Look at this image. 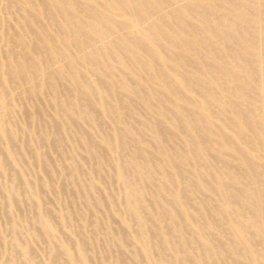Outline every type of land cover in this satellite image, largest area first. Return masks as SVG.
Segmentation results:
<instances>
[{
    "label": "rangeland",
    "instance_id": "obj_1",
    "mask_svg": "<svg viewBox=\"0 0 264 264\" xmlns=\"http://www.w3.org/2000/svg\"><path fill=\"white\" fill-rule=\"evenodd\" d=\"M0 264H264V0H0Z\"/></svg>",
    "mask_w": 264,
    "mask_h": 264
}]
</instances>
